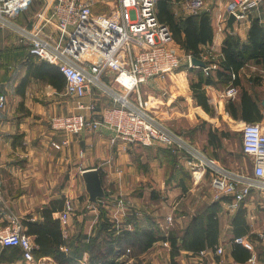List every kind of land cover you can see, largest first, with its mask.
Here are the masks:
<instances>
[{
    "label": "crops",
    "instance_id": "crops-1",
    "mask_svg": "<svg viewBox=\"0 0 264 264\" xmlns=\"http://www.w3.org/2000/svg\"><path fill=\"white\" fill-rule=\"evenodd\" d=\"M114 1L97 0L92 6V11L94 14L107 15L111 12ZM228 2L229 0H207L205 10L201 11L209 16L212 40L206 44H199L201 56L207 55V58L200 59L205 65L214 64L216 67L206 72L205 66L188 65L184 62L172 76L150 79L151 81L142 87V92L146 95V110L169 127L173 126L175 132L196 131V127L199 128L197 125L199 120L208 123L205 148L209 152L201 151V148L189 138L188 142L216 165L229 169L221 157V154L227 153L238 167L230 171L248 176L252 174V163L243 152L242 140L235 144V150L232 149V143L229 147V141L234 137V133L241 136L242 126L246 121L230 116L231 127L227 130L220 129L217 123L221 112L228 117L224 105L221 106L224 99L222 93L227 87L234 85L231 81L216 76L220 68L219 59L222 55L223 42L226 35L231 33L246 43L250 27L248 22L243 24L242 28L234 25V31H229L226 22L229 15L226 10ZM157 6L156 4V12ZM167 8L177 19L203 14L190 13L185 8L183 0H167ZM251 16L258 19L264 27V2ZM26 22V16L14 21L18 25H24ZM2 28L0 26V95L6 97L7 103L0 109V226L7 224L10 214L18 216L21 220L30 217L31 221L39 222L42 220L43 208L54 200L64 199L62 210L53 212V217L59 220L66 203L71 206L66 225L62 226L59 220L67 243L63 250L75 255L79 253L78 262L89 264L87 249L84 248L82 252L78 247L87 246L86 236L94 234L99 222L100 208L105 210L109 220L115 222L118 227L123 225L121 229L134 230V222L128 220L130 221L128 224L123 223L127 209L120 208V203L126 202L130 206L134 205L133 211L138 214L139 227L145 231L152 229L160 237L151 247L140 251L143 263L146 260L151 264H170L169 235L165 236V233L155 229V226H159L155 222L163 225L168 218L167 215L174 213L173 228L184 233L197 215L207 218L215 209L218 222L216 245L223 247V255L218 257L209 248L202 250L203 254L202 251L193 254L191 251L180 249L177 261L181 264H264V245L258 236L264 225L256 221L257 215L253 207L254 199L262 207L258 196L254 198L250 197V194L248 196L250 198L247 197L248 199L236 208H231L229 198L226 196L218 199L210 197V200L202 201L205 205L200 207L199 212H195L196 201L193 204L186 202L191 182L186 192H183L178 183L182 172L188 169L186 161L179 153L173 155L175 157L172 163L162 154L161 148L147 145L144 147L151 151L149 159L142 157L135 159V149L132 147L134 145L121 141L113 143L111 141L113 134L104 128L97 131L85 128L78 135L70 136L68 145L53 148L51 141H58L60 137L53 131L50 119L54 115L76 112L77 100L65 94V80L62 75L59 88L48 80L36 76L33 67L41 62L40 59L33 57L30 62L28 47L20 43L19 37L11 28L10 31H3ZM177 46L179 54H186L179 44ZM229 74L232 79L235 77L233 73ZM207 78L212 82L210 84L202 82L201 87L207 98L208 112L197 105L192 91L193 85ZM238 78L239 85H234L238 89L235 102L239 104L240 89H244L257 102L263 115L261 120L255 122L264 127V106L261 105L264 99V65L250 61L239 70ZM83 101L96 103L98 110L112 104L110 96L101 95L97 90ZM212 104L216 112L212 111ZM27 112L29 114H26ZM213 135L216 136L214 139ZM239 156L246 158L247 165L242 167L237 165L236 159L239 160ZM88 169H98L101 174L106 196L98 203L89 201L85 189L82 172ZM170 170H174L175 178H178L173 182V186H167L165 182ZM240 170L241 173L235 172ZM210 172L208 170L203 179L206 177L210 179ZM239 212L243 213L240 221ZM31 238L33 240V237ZM234 238H242V243L239 244L250 252L247 260H235L232 256ZM131 244L133 246L130 247L136 249L132 241ZM6 249L0 245V264H26L20 257L11 259L8 254L3 253ZM40 259L41 262L47 259L49 264H55L50 257Z\"/></svg>",
    "mask_w": 264,
    "mask_h": 264
},
{
    "label": "built area",
    "instance_id": "built-area-1",
    "mask_svg": "<svg viewBox=\"0 0 264 264\" xmlns=\"http://www.w3.org/2000/svg\"><path fill=\"white\" fill-rule=\"evenodd\" d=\"M39 2L24 25L14 23L16 18ZM97 0H0V26L8 27L28 47L29 53L55 66L65 80L64 92L77 100V111L54 116L51 125L62 134L77 135L85 128L111 131V141L127 144L158 145L179 153L190 166L194 182H199L210 170V187L215 198H229L236 208L253 190L264 192V127L258 122H246L241 129L243 152L250 158L252 174L245 176L216 165L207 159L187 138L146 110L139 88L154 77H165L179 69L183 62L191 65L190 54L181 56L168 25L162 23L156 12L157 0H115L107 15L94 14L92 6ZM192 14L205 10L207 0H183ZM264 0H229L227 13L235 15V26L250 22ZM73 43H79L86 52L82 58L72 53ZM210 56V55H209ZM212 57V56H211ZM202 58H207V55ZM214 64L205 65L208 72ZM95 90L110 96L112 104L98 110L94 102L83 99ZM238 95L234 85L227 87L222 97L233 100ZM7 103L0 95V109ZM67 140L62 144L67 145ZM56 145V144H55ZM71 206L67 202L59 220L65 226ZM0 226V245L18 246L22 259L28 264H41L33 251L35 244L19 217L10 216ZM264 245V228L258 233ZM242 242V238L235 240ZM250 247L248 244L246 245ZM220 255L221 246L210 251ZM126 252H130L128 249ZM204 251H202V254ZM117 259L127 263L125 257Z\"/></svg>",
    "mask_w": 264,
    "mask_h": 264
},
{
    "label": "trees",
    "instance_id": "trees-1",
    "mask_svg": "<svg viewBox=\"0 0 264 264\" xmlns=\"http://www.w3.org/2000/svg\"><path fill=\"white\" fill-rule=\"evenodd\" d=\"M38 4L39 2L37 1L16 19L26 16V23H28ZM157 5L158 18L162 23L169 26L175 42L180 45L186 54L200 59L202 56L198 47L199 44H206L212 40L209 16L203 13L177 19L168 10L167 0H158ZM248 31L246 43L242 42L237 35L231 33L226 35L223 42L222 55L219 59L220 68L217 70L216 76L219 79L231 81L235 86L239 85V70L248 62L253 61L264 65V27L261 26L258 19L251 18ZM33 57L36 56L29 53L30 62ZM40 61L39 64L33 67L34 74L48 80L53 86L59 88L62 74L55 66L43 60ZM229 73H233L235 77L232 79ZM202 82L210 84L212 80L207 78L205 81H199L192 86V91L197 105L208 112L207 98L201 87ZM227 112L232 118L246 122H255L263 118L257 102L242 88L239 93V104L229 100ZM26 114H29V112ZM212 137L214 139L216 136L213 135ZM162 151V154L167 157L174 158L175 156L173 155H176L169 149H162ZM178 183L183 192H186L188 189L186 179L181 177ZM63 204L64 199L54 200L49 206L42 209L41 221L33 222L30 217H27L22 219V224L25 227V232L33 237V242L36 246L33 254L36 259L50 257L55 264H80L78 262L79 253L75 255L63 250L67 243L63 237L59 220L53 217V212L62 210ZM215 213L216 211L213 209L207 218L197 215L191 220L181 238L174 232L169 234L168 240L171 245L170 264H179L176 257L180 249L197 254L206 248H213L217 244L218 222ZM242 216L243 213L239 212V221ZM140 233L139 235L138 230L135 229L133 231L121 229L115 222L110 221L106 216L105 210L100 208L99 222L95 232L92 236H86L88 243L85 247L89 253V264H120L117 258L125 249L133 246L131 241H133L134 237H141L142 249L151 247L154 242L160 239L152 229L142 230ZM179 241H181V244H179ZM4 248H7V251L5 250L3 253L8 254L11 259L22 258L20 247L5 246ZM232 256L235 260L245 261L249 258L250 252L243 245L235 243Z\"/></svg>",
    "mask_w": 264,
    "mask_h": 264
},
{
    "label": "rangeland",
    "instance_id": "rangeland-1",
    "mask_svg": "<svg viewBox=\"0 0 264 264\" xmlns=\"http://www.w3.org/2000/svg\"><path fill=\"white\" fill-rule=\"evenodd\" d=\"M184 3V2H183ZM184 6H185V4H184ZM185 8H186V6H185ZM187 9V8H186ZM188 10V9H187ZM201 13H203V12H201ZM201 13H199V14H201ZM241 27V26H240ZM242 28V27H241ZM2 30L3 31H10V29L8 28V27H3L2 28ZM226 31H228V30H226ZM175 41V40H174ZM85 48L84 47H82L79 43H73L72 44V46H71V51H72V53H74V54H76L77 56H79V57H83L85 54H88V60L89 61H91V60H93V56H92V54L90 53V52H86L87 50H84ZM181 56H183V54H180ZM183 64H184V62H183ZM180 69V68H179ZM179 69H177V70H175V71H173L172 73H169L167 76H165V77H154V78H167V77H169V76H172L173 74H175L176 73V71H178ZM153 79V78H152ZM149 81V80H148ZM148 81L146 82V83H148ZM151 81V80H150ZM146 83L145 84H143L140 88H139V91H140V93L142 92V90H143V86H145L146 85ZM143 93V92H142ZM141 93V96L142 95H144V93L142 94ZM144 97L145 98H142L145 102H146V95H144ZM153 99V98H152ZM223 99V98H222ZM233 101H235V99H233ZM228 102H229V100H226L225 98L223 99V102H222V107H223V105H224V107H225V112H227V104H228ZM213 105V104H212ZM195 106V105H194ZM212 107V111H214V112H216V110H215V107H214V105L213 106H211ZM222 107H221V109H222ZM223 113V114H222ZM223 116H222V115ZM221 114L219 115V119H218V121H217V123H218V127L220 128V129H225V130H227L229 127H231V123L229 124V120H230V115H229V113H228V117H226L225 115H224V112H221ZM64 115H66V114H64ZM54 116H58V115H54ZM53 116V117H54ZM51 119H52V117H51ZM51 119H50V125H51ZM208 121V120H207ZM198 123L199 124H197V125H199V128H197L196 127V131H191V133H188V132H186V131H182L181 132V134H183L186 138H189L190 140H191V142H194V143H196L200 148H201V151H207V152H209L208 151V149H206L205 148V139H206V136H207V131L209 130V124L208 123H206V122H203L202 120H199L198 121ZM51 127H52V125H51ZM171 128H173L174 129V127L173 126H170ZM177 127H175V129H176ZM52 129H53V127H52ZM231 129V128H230ZM53 131L56 133V135H58L59 137H60V139L58 140V141H56V140H53V141H51V145H52V147L53 148H56V149H58V148H61V147H64V144H62V141L63 140H67V142H68V140H69V137L70 136H73V134H62L61 132H58V131H56V130H54L53 129ZM176 131H177V129H176ZM178 132V131H177ZM234 132V131H233ZM180 133V132H179ZM78 135V134H77ZM229 137H230V135H229ZM231 138V137H230ZM241 140V136H240V134L239 135H237V134H235L234 133V137H232L231 139H230V141H229V147H231V143L233 144L232 145V149L233 150H235V144L238 142V141H240ZM240 143V142H239ZM56 144V145H55ZM67 145H68V143H67ZM132 145H134V146H132V147H134V149L136 150H134V155H135V159H138V158H140V157H142L143 159H149V157L148 156H150L151 155V151H149L148 150V148L147 147H144V146H147L146 144H132ZM66 146V145H65ZM149 146V145H148ZM151 146H156V148L157 149H166V148H164V147H161V146H158V145H151ZM160 151V150H159ZM163 152V151H162ZM202 154V153H201ZM166 157V156H165ZM221 157L223 158L222 160H223V163L226 165V166H228L229 167V170H232V171H234L233 169H237L238 167L236 166V163H235V161H234V159H232L230 156H228V154L226 153V154H221ZM168 158V160L169 161H172V163L174 162V159L172 158V157H167ZM238 162H237V165H239V166H243V165H247V160H246V158H244L243 156H239V160L238 159H236ZM247 171V170H246ZM245 171V172H246ZM235 172H240L241 173V170L240 171H235ZM247 172H249L250 173V171L248 170ZM174 173H175V171L173 170H170V171H168V174H167V176H166V180H165V182H166V184H167V186H173V182H176L177 181V177L175 178V175H174ZM166 174V173H165ZM182 177L183 178H185L186 179V181H187V185H190V182H191V186H190V189H189V191H188V195H187V197L186 198H188V199H186V202L188 203V204H193V202L194 201H196V205H194L195 207H196V209H195V212H199L200 211V207H202L203 205H205V203H203L202 201H208V200H210V197L212 198V199H214L215 197H214V195H215V191L214 190H211V187H210V179L208 178V177H206L205 179H201V181H199V182H194V179H193V176H192V171L190 170V166H188V169H187V171L185 172H182ZM175 178V179H174ZM258 190H253L252 191V193H251V195H250V197H254V198H256L257 196H258V199L260 200V202H261V205H262V207L260 206V205H258L257 204V200L256 199H254L253 200V203H254V205L255 206H253L254 207V210H255V215H257V220L256 221H259L262 225H264V192L263 191H261V190H259L258 192H257ZM250 197H248V198H250ZM248 198H246V200L248 199ZM198 201L200 202V203H198ZM172 202V201H171ZM165 205H166V203H165ZM131 207V208H130ZM120 208H122L123 210H126L127 209V214H125V216L123 217V218H125V221L123 222V223H126V224H128V222H130V221H132V222H134L135 223V225H134V229L135 230H138V233H139V235L141 234L140 233V231H142V229L139 227V224H138V214L135 212V211H133V209H134V205H132V206H130L129 205V203H126V202H124V203H120ZM129 208H130V211H129ZM165 210H163V213H165V211H166V208H164ZM12 214H10V216H11ZM10 216L8 217V222L10 221L9 219H10ZM16 216V215H15ZM18 217V216H17ZM167 217L168 218H166V221H165V223L162 225V224H160V223H158V221H156L155 223H156V225H158L159 224V226H155V229H157L160 233H165V236H168L169 234H171L173 231L176 233L177 231H179V230H175L174 228H173V220L172 219H174V213H172V214H169V215H167ZM142 219H144L143 217H142ZM21 220V219H20ZM128 220H130V221H128ZM7 222V223H8ZM21 222H22V220H21ZM123 226V225H122ZM121 226V227H122ZM124 227V226H123ZM136 227V228H135ZM263 229V228H262ZM157 232V231H156ZM178 236H179V238H181L182 237V235H183V233H181V231L180 232H177L176 233ZM237 238H234V241L236 240ZM133 244H134V246L136 247V249H134V248H127V249H125L122 253H124V254H122L121 256H124L125 257V253H127V256H128V258H127V263L128 264H151L150 263V261H147L146 262V260H144V262L145 263H143V258H141V255H142V252H140L141 250H142V246H141V243H142V240H141V237L140 238H136V237H134L133 238ZM167 242V241H166ZM235 243H237L236 241H235ZM242 243V242H241ZM218 246H220V245H218ZM84 248L86 249V247H82V246H80L79 247V250H81L82 252H83V250H84ZM223 248V247H222ZM130 250V252H126L127 250ZM209 249H211V248H209ZM143 250H145V249H143ZM214 252V251H213ZM200 253V252H199ZM215 253V252H214ZM198 254V253H197ZM215 255H217L218 257H220V256H222L223 255V252H222V254H220V255H218V254H216L215 253ZM118 259V258H117ZM25 263L26 264H28L26 261H25ZM49 264V261L46 259V260H44V261H42L41 262V264ZM179 264H181L180 262H178Z\"/></svg>",
    "mask_w": 264,
    "mask_h": 264
},
{
    "label": "water",
    "instance_id": "water-1",
    "mask_svg": "<svg viewBox=\"0 0 264 264\" xmlns=\"http://www.w3.org/2000/svg\"><path fill=\"white\" fill-rule=\"evenodd\" d=\"M235 15L230 13L227 17V26L230 32L234 31ZM191 64L196 66H205V62L199 58L192 57ZM261 105L264 106V99L261 101ZM82 177L85 184V189L89 196L91 203H98V201L106 196L101 174L98 169H88L82 172Z\"/></svg>",
    "mask_w": 264,
    "mask_h": 264
}]
</instances>
